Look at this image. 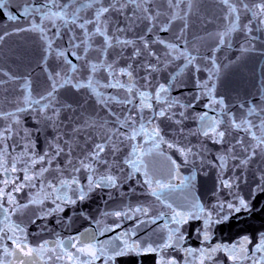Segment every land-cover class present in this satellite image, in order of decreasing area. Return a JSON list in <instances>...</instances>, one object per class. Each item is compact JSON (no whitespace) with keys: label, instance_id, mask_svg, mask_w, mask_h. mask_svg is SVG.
Wrapping results in <instances>:
<instances>
[{"label":"water","instance_id":"water-1","mask_svg":"<svg viewBox=\"0 0 264 264\" xmlns=\"http://www.w3.org/2000/svg\"><path fill=\"white\" fill-rule=\"evenodd\" d=\"M262 8L7 0L0 264H264Z\"/></svg>","mask_w":264,"mask_h":264},{"label":"snow or ice","instance_id":"snow-or-ice-1","mask_svg":"<svg viewBox=\"0 0 264 264\" xmlns=\"http://www.w3.org/2000/svg\"><path fill=\"white\" fill-rule=\"evenodd\" d=\"M224 2L228 3V0H224ZM6 3H7V0H0V8L5 7ZM104 11H107V9H102L100 12H98L97 13V18H99V16L102 15ZM233 11H235V9H233ZM261 12L264 13V8L261 9ZM9 18L10 19H15L14 16H10ZM164 91H166V89H164ZM202 119H203V117H202ZM0 135H2V133H0ZM221 135H223V133H221ZM153 194H155V193H153ZM0 195H2V194H0ZM229 207H232V206L229 205ZM0 208H3L2 204H0ZM234 211L237 212V213L240 212V211L251 212L252 208H251L250 203H247V202L241 200L240 203H239V206L234 208ZM245 239H247V238H245ZM21 243H23V241H21ZM262 247H264V244H262ZM78 251H83V249H78ZM28 254H30V250H29ZM89 254L92 255L93 257H95V253H89ZM119 254H127V252H123V253H119ZM21 264H23V261H21Z\"/></svg>","mask_w":264,"mask_h":264}]
</instances>
